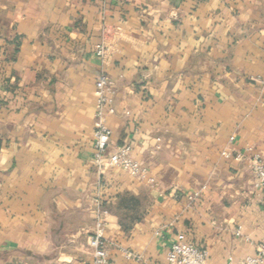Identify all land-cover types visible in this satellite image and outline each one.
Listing matches in <instances>:
<instances>
[{"label":"crops","instance_id":"1","mask_svg":"<svg viewBox=\"0 0 264 264\" xmlns=\"http://www.w3.org/2000/svg\"><path fill=\"white\" fill-rule=\"evenodd\" d=\"M101 73L109 150L130 145L154 185L93 164ZM263 146L264 0H0V264H92L96 203L108 264H167L177 234L239 264L264 239V191L220 153ZM122 196L147 202L127 230Z\"/></svg>","mask_w":264,"mask_h":264},{"label":"built area","instance_id":"2","mask_svg":"<svg viewBox=\"0 0 264 264\" xmlns=\"http://www.w3.org/2000/svg\"><path fill=\"white\" fill-rule=\"evenodd\" d=\"M104 47L99 45L95 49V55L103 59ZM95 112L93 122L92 147L94 150L93 164L98 172L110 169H120L129 176L154 185V178L149 176L147 166L135 161L131 156V146L123 144L109 150L111 131L105 124V119L114 114V99L116 95L115 82L106 74L101 73L95 82ZM234 138H229L233 143ZM156 150L160 148L161 140L156 139ZM220 156L224 160L242 161L247 160L249 170L253 176V188L264 191V146L260 149L246 147L242 151L232 152L222 150ZM94 230L87 239L91 249L92 264H108V243L104 237V221L101 218L99 204L96 203ZM124 258L128 261H137L139 257L131 252H124ZM207 251L195 247L188 242L183 234H177L175 241L169 246L166 253L167 264H205ZM239 264H264V239L256 246L255 254L246 257Z\"/></svg>","mask_w":264,"mask_h":264},{"label":"trees","instance_id":"3","mask_svg":"<svg viewBox=\"0 0 264 264\" xmlns=\"http://www.w3.org/2000/svg\"><path fill=\"white\" fill-rule=\"evenodd\" d=\"M147 206L145 199H137L132 196H122L119 198L117 209L122 211L119 222L124 230L130 228L131 220L139 221L142 218L143 211ZM132 213L133 216H128Z\"/></svg>","mask_w":264,"mask_h":264}]
</instances>
